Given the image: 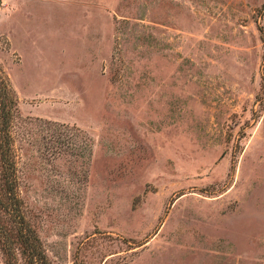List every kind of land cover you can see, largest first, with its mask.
Returning a JSON list of instances; mask_svg holds the SVG:
<instances>
[{
    "label": "rangeland",
    "instance_id": "obj_1",
    "mask_svg": "<svg viewBox=\"0 0 264 264\" xmlns=\"http://www.w3.org/2000/svg\"><path fill=\"white\" fill-rule=\"evenodd\" d=\"M0 74L17 264H264V0H2Z\"/></svg>",
    "mask_w": 264,
    "mask_h": 264
},
{
    "label": "trees",
    "instance_id": "obj_2",
    "mask_svg": "<svg viewBox=\"0 0 264 264\" xmlns=\"http://www.w3.org/2000/svg\"><path fill=\"white\" fill-rule=\"evenodd\" d=\"M9 91L10 87L6 79L0 74V161L2 166V177L4 178L0 187V205L10 212V210L17 208V203L15 192L11 188L14 171L13 151L10 139V127L13 116L11 104L13 103V98ZM22 229L23 228L18 229L17 233L21 252L26 261L29 264H48L42 258L41 249L35 243L37 241L36 236L32 233H30L29 236H24L22 232L25 230ZM29 238L35 242H31ZM0 241L1 249L5 254L7 264H17L13 251V238H11L10 235H4L0 236Z\"/></svg>",
    "mask_w": 264,
    "mask_h": 264
},
{
    "label": "built area",
    "instance_id": "obj_3",
    "mask_svg": "<svg viewBox=\"0 0 264 264\" xmlns=\"http://www.w3.org/2000/svg\"><path fill=\"white\" fill-rule=\"evenodd\" d=\"M2 2V0H0V3Z\"/></svg>",
    "mask_w": 264,
    "mask_h": 264
}]
</instances>
